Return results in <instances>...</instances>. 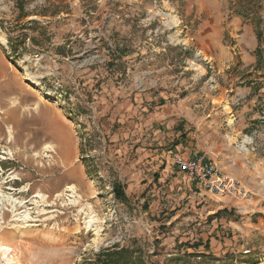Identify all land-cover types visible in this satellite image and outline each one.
Segmentation results:
<instances>
[{"label": "rangeland", "instance_id": "obj_1", "mask_svg": "<svg viewBox=\"0 0 264 264\" xmlns=\"http://www.w3.org/2000/svg\"><path fill=\"white\" fill-rule=\"evenodd\" d=\"M0 186V264H264V0H0Z\"/></svg>", "mask_w": 264, "mask_h": 264}, {"label": "built area", "instance_id": "obj_2", "mask_svg": "<svg viewBox=\"0 0 264 264\" xmlns=\"http://www.w3.org/2000/svg\"><path fill=\"white\" fill-rule=\"evenodd\" d=\"M174 165L186 174L191 182L205 190L215 193H227L235 195L241 193L239 183L222 176L215 160L198 152H191L188 156L178 155L174 157ZM225 189L226 192H225Z\"/></svg>", "mask_w": 264, "mask_h": 264}, {"label": "bare ground", "instance_id": "obj_3", "mask_svg": "<svg viewBox=\"0 0 264 264\" xmlns=\"http://www.w3.org/2000/svg\"><path fill=\"white\" fill-rule=\"evenodd\" d=\"M29 83L32 85H37V81H35L33 79H30ZM47 95H49V94L44 93V96H47ZM9 138H12L11 133H9ZM43 147L46 151H49L52 149V146L48 143H45ZM63 191H69L70 192L69 196L72 198L71 202L75 203L76 201H78L76 198L77 195H76L75 185L69 184L66 186V188ZM60 195H61L60 193L57 194V196H60ZM0 197H1L0 201L6 203L8 205V207H10V211L12 212L11 221L18 223V225L20 227L30 226V224H28V222L31 221L32 216L30 215L29 209L27 208L26 202L24 200H18L17 198H14L12 194L5 193L1 189V186H0ZM18 206L24 207V209L21 211H18V208H17ZM93 219L94 218L91 217V219L88 221L89 222L91 221V223H92ZM3 249L5 251H4V256H2V257H3V261L5 263H7V264H21L17 261L14 252L8 251V249H6V248H3Z\"/></svg>", "mask_w": 264, "mask_h": 264}, {"label": "trees", "instance_id": "obj_4", "mask_svg": "<svg viewBox=\"0 0 264 264\" xmlns=\"http://www.w3.org/2000/svg\"><path fill=\"white\" fill-rule=\"evenodd\" d=\"M241 11H247V10H251L250 7L245 8L242 7L241 9H239ZM240 12V11H238ZM259 20L257 19V22L255 23V34H256V38L258 43L262 42V35L263 32L260 28L259 25ZM255 55L257 56V65L260 63L261 57H262V51L260 46L258 45L257 48L255 49ZM117 254V252H111V251H105L103 253H99L97 255V258L94 260L93 264H131L130 262L127 261V259L125 258H120L119 256L115 255ZM123 259V260H122ZM121 262V263H119Z\"/></svg>", "mask_w": 264, "mask_h": 264}, {"label": "crops", "instance_id": "obj_5", "mask_svg": "<svg viewBox=\"0 0 264 264\" xmlns=\"http://www.w3.org/2000/svg\"><path fill=\"white\" fill-rule=\"evenodd\" d=\"M176 147V146H175Z\"/></svg>", "mask_w": 264, "mask_h": 264}]
</instances>
